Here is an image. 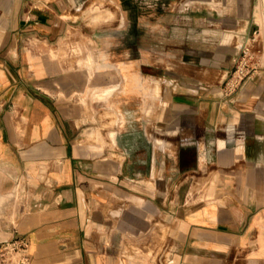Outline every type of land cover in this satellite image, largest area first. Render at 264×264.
<instances>
[{
  "label": "crops",
  "instance_id": "0c3cea01",
  "mask_svg": "<svg viewBox=\"0 0 264 264\" xmlns=\"http://www.w3.org/2000/svg\"><path fill=\"white\" fill-rule=\"evenodd\" d=\"M240 4L239 40L262 41L264 0ZM71 6L0 0V245L22 240L25 264H264V73L226 93L228 34L148 84L156 63L116 51L133 72L94 126L92 73L51 55Z\"/></svg>",
  "mask_w": 264,
  "mask_h": 264
},
{
  "label": "rangeland",
  "instance_id": "374dc122",
  "mask_svg": "<svg viewBox=\"0 0 264 264\" xmlns=\"http://www.w3.org/2000/svg\"><path fill=\"white\" fill-rule=\"evenodd\" d=\"M70 2L72 8L66 16L74 20V23L60 42L58 52H51V55L74 61L78 67L92 73L94 84L85 92L82 104L95 117L97 116V119L93 118L94 126L96 121L100 120V110L108 111V115L116 114L117 102L101 103L102 94L108 89L115 88L109 93L110 98L112 95L111 99L122 95L123 92L120 91L123 87V74L133 72L132 69L120 71L113 68V64H106L116 60L114 53L116 51L121 52L119 57L125 62L136 60L147 63L146 65L150 62L156 63V66H141L138 70L142 73L139 75L140 79L148 84L154 79L146 76L147 73L162 72L160 67H164L169 61L182 59V52L188 47L194 50L199 46L207 48L219 41L221 35L228 34L231 40L224 49L228 54L233 53L222 83L224 90L227 84L231 87V84L238 81L244 73H247L244 81L248 76H259V73H264V27H260L262 41L257 39L260 33L259 26L253 28L250 39L241 41L239 34L235 33L242 31L244 24L242 22V26H239L238 22V26L235 27V16H244L249 8L241 5V0H70ZM255 8L252 7L254 12ZM259 9L260 7H257L256 14L262 13ZM235 45L239 46L237 51ZM107 49H110L112 54L108 55L105 52ZM118 83L120 87L117 89ZM0 264L19 263L13 253L0 248Z\"/></svg>",
  "mask_w": 264,
  "mask_h": 264
},
{
  "label": "built area",
  "instance_id": "2783aa9c",
  "mask_svg": "<svg viewBox=\"0 0 264 264\" xmlns=\"http://www.w3.org/2000/svg\"><path fill=\"white\" fill-rule=\"evenodd\" d=\"M237 70L235 71V73ZM247 75V73H244L238 81H234V84H231V87L227 86L225 87L226 92H229V94L233 93L236 89H238L245 81L244 77ZM250 76H248L246 79H248ZM243 82L241 83V81ZM231 82V81H230ZM229 82V83H230ZM228 94V93H227ZM0 248H3L4 250H9V253H13L15 259L18 261L20 264H25L28 261V255L26 253V247L25 244L22 240L20 239H12L9 241H4L1 245ZM12 255V254H11ZM10 259L12 258L9 256Z\"/></svg>",
  "mask_w": 264,
  "mask_h": 264
},
{
  "label": "flooded vegetation",
  "instance_id": "af4514ba",
  "mask_svg": "<svg viewBox=\"0 0 264 264\" xmlns=\"http://www.w3.org/2000/svg\"><path fill=\"white\" fill-rule=\"evenodd\" d=\"M123 79H125L127 81V79H130V76L124 73L123 74ZM126 81H125V84H126Z\"/></svg>",
  "mask_w": 264,
  "mask_h": 264
},
{
  "label": "bare ground",
  "instance_id": "6f19581e",
  "mask_svg": "<svg viewBox=\"0 0 264 264\" xmlns=\"http://www.w3.org/2000/svg\"><path fill=\"white\" fill-rule=\"evenodd\" d=\"M128 81H129V79H127L125 87L123 88L124 89L123 91H125V88L127 87ZM144 87H145V89H147L146 86H144Z\"/></svg>",
  "mask_w": 264,
  "mask_h": 264
}]
</instances>
